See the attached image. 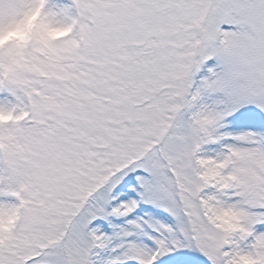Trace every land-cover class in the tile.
I'll return each instance as SVG.
<instances>
[{"label": "rangeland", "instance_id": "1", "mask_svg": "<svg viewBox=\"0 0 264 264\" xmlns=\"http://www.w3.org/2000/svg\"><path fill=\"white\" fill-rule=\"evenodd\" d=\"M213 1L202 50L187 60L192 73L179 110L163 120V100L155 99L144 112L155 115L139 121L156 120L137 124L146 139L155 125L167 123L165 136L146 155L136 149L137 136L135 149L117 146L116 160L131 158L132 164L72 217L75 198L92 187L94 161L75 175L65 168L57 186L47 162L56 150L79 162L78 149H89L92 131L65 138L71 129L86 128L81 122L101 96H132L122 84L137 76L148 81L135 95L152 98L153 80L146 76L168 72L177 60L166 57L181 36L165 33L185 21L191 0H49L29 49L23 41L43 0H0V264H147L154 244V264L183 259L184 252V264L201 256L207 264H264V119L253 117H264V0ZM131 58L151 67L139 71ZM79 74L91 78L79 84ZM27 96L33 116L3 125L26 115ZM91 123L96 126L93 117ZM114 123L117 118L111 129ZM166 168L175 174L178 212ZM112 187L107 211L102 205Z\"/></svg>", "mask_w": 264, "mask_h": 264}, {"label": "trees", "instance_id": "2", "mask_svg": "<svg viewBox=\"0 0 264 264\" xmlns=\"http://www.w3.org/2000/svg\"><path fill=\"white\" fill-rule=\"evenodd\" d=\"M178 29H179V28H178ZM136 63H137V62H136ZM73 80H75V77L72 79V81H73ZM85 80H86V78H85Z\"/></svg>", "mask_w": 264, "mask_h": 264}]
</instances>
